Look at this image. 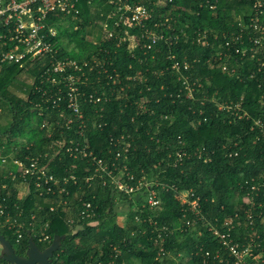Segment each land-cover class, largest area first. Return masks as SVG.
Here are the masks:
<instances>
[{
  "label": "trees",
  "instance_id": "obj_1",
  "mask_svg": "<svg viewBox=\"0 0 264 264\" xmlns=\"http://www.w3.org/2000/svg\"><path fill=\"white\" fill-rule=\"evenodd\" d=\"M132 1L153 7V22L170 18L167 23L170 29L161 28L168 39L159 40L146 54L138 46L131 55L127 51L128 41L118 45L115 37H100L99 26L105 20V0H94L90 4L81 0L79 18L67 17L68 26L64 27L59 20L63 16H53L58 28L56 57L78 61H91L95 57L105 61L109 72L118 71L122 78L136 71H141L147 78L145 82H125L131 86L130 96L149 95V109L145 113L137 114L134 107H125V100L112 99L105 105L101 119L106 125L101 129L93 128L92 120L98 118L95 111L99 106L87 103L84 106V134L90 150L106 159L111 158L110 152L115 150L108 141L109 135L115 137L123 133L132 143L126 160L128 169L136 178L145 175L155 182L151 187L158 192L161 208H142L139 196L130 199L121 196L117 201L111 187L102 186L101 181L90 186L85 184L83 179L86 174H91L92 166L84 159L62 154L49 161L50 171L55 175L74 174L78 184L67 185L72 203H77L78 196L73 197L77 192L98 206L97 215L71 228L63 208L49 211V205L56 201L54 196L41 198L30 192L24 198H18L14 182L4 177L6 164L1 159L5 155L18 157L49 151L52 140L67 142L82 137L75 131L76 122L69 130L55 128L50 137L40 129L44 120L62 121L56 109L46 106L39 89V74L48 65V57L26 61L23 67L16 63H0V113L6 111L11 118L6 124H0V206L6 204L12 214L22 211L18 222L23 224L20 238L16 229L0 227V233L18 255L25 256L30 236L40 250L49 245L38 241L29 227V222L36 228L47 222V233L52 238L55 235L62 237L51 264H96L111 260L116 264H203L202 253L217 249L219 244L201 223L195 228L173 229L168 233L164 248L171 255L162 259L157 258V244L150 239L156 226L174 228L182 223L183 207L174 198V193L186 189L199 198L201 213L211 222L216 219L219 223L236 211L244 216L243 210L247 209L254 219L253 231L259 234V241L264 246V223L260 221L264 217V187L255 192L249 187L253 180L254 183L264 181V129L255 125L256 120L264 124V68H260L256 57L233 54L229 63L236 71L229 75L221 70L222 60L216 55L224 40L221 34L232 30L239 16L247 19L251 0H165L166 5L162 6L154 4L157 0ZM207 1L216 4V8L205 6ZM125 28L131 33L135 30L120 25L115 28V33L123 34ZM196 30L209 35L206 47L192 42ZM180 31H185L186 37L180 33L176 43H168L169 37ZM168 55L189 62L190 68L185 74L190 82L198 83L193 98L185 97L186 89L170 69ZM256 56L262 57L261 53ZM97 70L94 67L87 72L89 82L81 86L87 93L99 89ZM178 89L182 90L180 98L176 97ZM237 102L240 103L238 114L245 112L247 116L238 117L231 109H219L220 103ZM131 116H134L132 120ZM57 149L54 147L51 151L57 152ZM175 150L187 151L176 166ZM230 152H236V155L229 156ZM4 183L5 189L1 188ZM162 184L165 187L162 188ZM120 212L124 215V225L115 220L116 213ZM32 215L34 219H31ZM136 215L140 219L150 218L152 224L135 222ZM1 220L4 217L0 215ZM143 229H146L145 233H142ZM245 231L249 232V227L239 226L233 233L239 235ZM115 249L120 250L118 256H115ZM0 264L10 263L0 256Z\"/></svg>",
  "mask_w": 264,
  "mask_h": 264
},
{
  "label": "built area",
  "instance_id": "obj_2",
  "mask_svg": "<svg viewBox=\"0 0 264 264\" xmlns=\"http://www.w3.org/2000/svg\"><path fill=\"white\" fill-rule=\"evenodd\" d=\"M80 1L0 0V63H16L23 67L26 61L48 57V65L39 74V89L42 91V100L46 106L56 109L62 121L44 120L40 129L45 130L47 137H50L55 128L64 127L69 130L76 122L75 131L82 137L76 140L70 139L67 142L52 140L48 147L50 152L45 150L34 154H22L18 157L11 154L5 155L1 159V162L6 164L7 173L4 177H9L14 182L18 198H24L30 192L41 198L54 196L56 201L49 205V211L63 208L68 214L66 222L71 228L77 226L81 221L93 219L97 215L98 206L83 199L82 196L77 195V192L73 195V197L78 196L77 203H72L67 185L69 183L77 185V177L72 173L55 175L48 166L49 161L60 154L73 159H84L92 166L91 174H86L83 179L85 184L90 186L94 182L101 181V185L111 187L116 196H123L126 199L139 196L142 199V208L147 207L151 210L161 208L158 192L151 187L155 182L145 175L136 178L128 169L126 160L132 143L123 133L115 137L109 135L108 141L112 149H115L114 153L110 152L111 158L98 157L89 148L88 138L84 134L86 131L85 104L91 103L99 106L95 111L98 118L92 120V127L101 129L106 125V122L101 120L104 107L112 99L125 100L127 101L125 107H134L135 113L142 114L149 109L147 103L150 98L148 94L138 97L130 96L131 86L125 84V82L130 83L135 80L145 82L147 78L141 71L122 78L118 71L109 72L105 68V61L99 58L92 57L91 61L85 59L78 61L69 57H56L58 48L55 37L58 34V28L53 22V16H63V18H58L64 27L68 26L67 17L72 20L79 18ZM93 1L85 0L87 4ZM104 4L106 7L105 20L99 26L101 39L115 37L118 39V45L128 41L127 51L131 55L135 53L138 46L141 47L143 54H146L159 40L168 39L161 28L170 29L167 24L170 18L164 17L163 20L159 19L153 22V7L132 0H105ZM154 4L162 6L166 5V1L157 0ZM205 6L209 9L216 8V4L208 3V1ZM150 21L152 23L148 24ZM120 25L135 30L131 33L125 28L123 34H116L115 28L118 29ZM180 33L186 37V32L180 31L171 38L169 37L168 43H176ZM221 35L224 40L223 44L220 43V50L216 55L219 60H222L220 63L222 71L229 75L235 73V67L229 63L233 54L243 57L248 54L251 58L256 57L260 62V68H264V0H251L247 19H242L239 16L235 27ZM208 36L205 31L196 30L192 35V42L206 47L209 44ZM214 38L217 36L214 35ZM258 53H261L262 57L256 56ZM167 58L170 60V69L177 76V81L186 89L185 97L193 98V90L198 83L190 82L188 75L185 74V71L190 68L189 62L179 61L173 55H168ZM94 67L98 68L96 77L99 80V89L87 93L82 90L81 86L87 85L89 82L87 72ZM162 71L164 72V69ZM138 93L140 94V91ZM181 96L182 90L178 89L176 97L180 98ZM219 109H231L232 113L238 117L247 116L245 112L238 114L239 102L220 103ZM39 114H42L41 110H39ZM133 117L131 116V120ZM166 117L164 116V118ZM255 125L259 126L261 130L264 129L261 120H256ZM54 147L58 148L57 152L51 151ZM174 152V165L176 166L187 155V151L175 150ZM228 155H236V152H230ZM158 164L160 165V162ZM246 184L249 182L246 181ZM156 185L158 184L156 183ZM249 185L250 191L255 192L264 187V181L254 183L253 180ZM161 187H165V184H162ZM1 188L5 189L6 184H1ZM174 198L183 207L181 218L184 220L174 228H169L166 225L154 228L152 231L154 236H151L150 239H153L157 244V258L162 259L171 255L170 251L164 248V241L166 235L172 233L173 229L195 228L201 223L217 238L219 244L217 249L206 250L202 253L203 264H264V246L259 241V234L253 231L254 219L247 209L243 210L244 216L236 211L217 223L218 220L215 219V222H211L201 213L199 198L195 197L192 190H176ZM21 212L12 214L6 204L0 206V215L4 217V220L0 221V227L16 229L18 238L21 237L19 231L23 227V224L18 222ZM31 219H34L33 215ZM134 221L152 224L150 218L140 219L137 215L134 217ZM260 221L264 223V217H261ZM117 223L124 225V216ZM239 226L249 227L250 231L236 235L233 230ZM29 227L30 232L34 233L38 241L51 243L53 238L47 233V222L38 228L29 222ZM145 232L146 229H143L142 233ZM119 254L120 250L115 249V256ZM96 264H116V262L113 260L106 263L99 261Z\"/></svg>",
  "mask_w": 264,
  "mask_h": 264
},
{
  "label": "water",
  "instance_id": "obj_3",
  "mask_svg": "<svg viewBox=\"0 0 264 264\" xmlns=\"http://www.w3.org/2000/svg\"><path fill=\"white\" fill-rule=\"evenodd\" d=\"M61 239L62 237L55 235L51 243L43 250H40L30 236L26 254L21 256L14 252L9 240L0 233V256L10 264H51L50 260L54 252L60 248Z\"/></svg>",
  "mask_w": 264,
  "mask_h": 264
},
{
  "label": "rangeland",
  "instance_id": "obj_4",
  "mask_svg": "<svg viewBox=\"0 0 264 264\" xmlns=\"http://www.w3.org/2000/svg\"><path fill=\"white\" fill-rule=\"evenodd\" d=\"M95 32L98 34V29H96ZM17 87L19 88V84ZM0 114H1V117H0V124L1 125L6 124L11 119L6 111H4V112L2 111ZM18 139L23 140L24 138H18ZM120 198H121V196H116L117 201L120 200ZM122 213L121 212L116 213V217H115L116 222H118V220L121 219L122 216H124ZM0 252H1V247H0Z\"/></svg>",
  "mask_w": 264,
  "mask_h": 264
}]
</instances>
